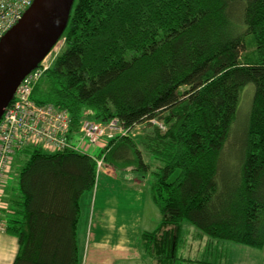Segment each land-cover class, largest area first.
<instances>
[{"label": "trees", "instance_id": "obj_1", "mask_svg": "<svg viewBox=\"0 0 264 264\" xmlns=\"http://www.w3.org/2000/svg\"><path fill=\"white\" fill-rule=\"evenodd\" d=\"M59 42L34 99L67 111L68 140L86 121L116 118L126 133L101 135L100 145L85 136L81 151L12 155L19 188L7 189L2 219L18 239L13 264H81L80 198L97 183L96 145L110 167L154 165L162 220L141 245L156 264H214L205 251L231 241L264 248V0H75ZM248 86L245 139L236 140ZM186 223L206 238L202 258L179 254Z\"/></svg>", "mask_w": 264, "mask_h": 264}, {"label": "built area", "instance_id": "obj_2", "mask_svg": "<svg viewBox=\"0 0 264 264\" xmlns=\"http://www.w3.org/2000/svg\"><path fill=\"white\" fill-rule=\"evenodd\" d=\"M33 2L34 0H0V39L19 21ZM59 48L57 55L61 49ZM49 55V58L46 57L22 79L0 119V231H4L5 221L2 216L8 209L6 183L13 171V154L27 146H41L54 151L68 148L81 151L85 136H89L97 144L101 135L110 137L115 133L114 121L107 124L86 121L81 130L83 136L77 134L73 140H68L67 111H59L50 104L37 102L33 97L36 83L57 57L52 51ZM100 164L101 161L98 160L97 165Z\"/></svg>", "mask_w": 264, "mask_h": 264}, {"label": "crops", "instance_id": "obj_3", "mask_svg": "<svg viewBox=\"0 0 264 264\" xmlns=\"http://www.w3.org/2000/svg\"><path fill=\"white\" fill-rule=\"evenodd\" d=\"M105 171L99 174H105L108 177L109 188V183H107L93 195L91 207L88 203L89 197H87L84 202L86 209L81 212L78 230L80 232L81 264H156L154 258L148 255L141 245L143 232L156 229L162 220V214L152 199V193L140 189L139 193L118 194L120 205H124L119 210L120 206L116 204L111 192L117 194L116 187L123 185V181L119 177L112 176L107 170ZM95 186L100 187L98 181ZM150 199L155 206L153 211L148 209L151 204ZM135 200L140 201V207L144 210L143 215L145 216L146 212L149 220L140 216L138 208L133 209L130 204L126 205ZM118 218L124 222H118ZM131 219H134V224L131 223ZM180 246L179 254L193 257L185 252L184 245ZM17 247L18 239L15 235L0 231V264H13ZM180 249H182L181 252ZM203 254L204 252L199 257L202 258Z\"/></svg>", "mask_w": 264, "mask_h": 264}, {"label": "rangeland", "instance_id": "obj_4", "mask_svg": "<svg viewBox=\"0 0 264 264\" xmlns=\"http://www.w3.org/2000/svg\"><path fill=\"white\" fill-rule=\"evenodd\" d=\"M63 42H58L57 45L53 48L52 53H56L57 55V51L58 48L60 47L61 49ZM59 48V49H60ZM61 49H60V53H61ZM50 54V53H49ZM59 54V52H58ZM49 56H47V58H49ZM56 59V58H55ZM252 98H253V88L248 86L242 94V98H241V106L239 109V114L237 116L236 119V127L233 128L234 131H237L235 133L232 132V136H238V139H245V126L246 124L241 128V125L244 124L247 121V115L250 111L251 105H252ZM111 121H114L113 124L116 127L115 129V133H126V129L124 128V126H122L121 124H119L118 120L116 118L112 119ZM142 126H135L132 129V134H134L135 136L137 134H140V128ZM121 129V130H120ZM229 142H232V139H229ZM97 145H100V142L97 143ZM94 146L93 148H91L89 150L90 153L94 154L95 156L99 155V157H101L102 159H99V161H101V164L98 166V172L103 173L106 172L105 170H107L109 173H111L112 176L114 177H119L121 178V180L123 181V185L121 186H117L116 187V193L114 194L113 192H111L113 194V196L115 197V201L116 204L120 208L122 209L124 207V205H120L119 203V196L118 194H124L126 193H139L140 189H144L146 191H150L152 192V182H153V170H154V165H150L149 170H145V171H138L137 168V163H129V162H116L114 167H110L108 162L104 161L102 155V152H99L100 149H98V146ZM103 148V147H102ZM231 146H228V150L227 152H229ZM23 157V159H28V155L25 156L24 154L21 155ZM225 158L226 160L231 161L232 160V156L231 154H226L225 152ZM145 160L149 161L148 157L145 156ZM20 163L19 162V157H17L16 162L14 163V171H12L7 179V189H9L10 193H13L14 195L18 194V188H19V174H18V170L20 168ZM155 164V163H153ZM107 166V168H105ZM97 176V181L99 183V188L98 186H94V190L89 191V190H85V193H83V195L80 198V208H81V212L83 209H86V207L84 206V202H86L87 197H89V206L91 207L92 205V197L93 195L98 191L101 190L104 185L108 184V188L110 185V181L108 180V177L105 174H99ZM117 179V178H114ZM119 180V179H117ZM121 182V181H119ZM138 183V184H136ZM110 190V189H109ZM92 193V194H91ZM152 197V196H151ZM150 198V197H149ZM153 199V198H152ZM151 204L148 206V209L150 211H153V208H155L152 200L150 199ZM154 201V200H153ZM131 205L133 209L138 208L137 210L140 213V216H144L143 215V207H140V201L139 200H135L132 203H127L126 205ZM145 219L149 220L148 216L146 215L145 212ZM120 223H123L124 221L121 220V218H118ZM131 223L134 224V219H131ZM196 228L188 223L185 224L184 227V234H183V238H184V242L182 243L183 249H185V252L189 253L192 256H201L202 253L205 251V242H206V238L205 239H201L199 237V235H196L197 230H195ZM79 230V229H78ZM189 231V232H188ZM78 240H80V232L78 231ZM182 249H180L181 252ZM205 256H208V259L213 262L214 264L217 262L218 264H264V248H254L251 246H247L244 244H237V243H233L231 242H225V243H219L218 247L216 248V250H212L211 252H209L208 250L205 251Z\"/></svg>", "mask_w": 264, "mask_h": 264}, {"label": "water", "instance_id": "obj_5", "mask_svg": "<svg viewBox=\"0 0 264 264\" xmlns=\"http://www.w3.org/2000/svg\"><path fill=\"white\" fill-rule=\"evenodd\" d=\"M75 0H34L0 39V119L22 79L61 39Z\"/></svg>", "mask_w": 264, "mask_h": 264}]
</instances>
